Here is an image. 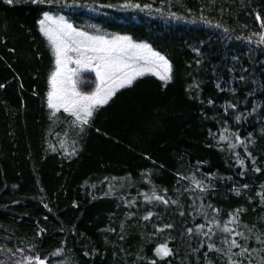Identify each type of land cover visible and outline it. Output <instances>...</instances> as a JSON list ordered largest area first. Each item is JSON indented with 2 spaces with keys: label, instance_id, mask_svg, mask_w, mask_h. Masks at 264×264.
Instances as JSON below:
<instances>
[{
  "label": "trees",
  "instance_id": "trees-1",
  "mask_svg": "<svg viewBox=\"0 0 264 264\" xmlns=\"http://www.w3.org/2000/svg\"><path fill=\"white\" fill-rule=\"evenodd\" d=\"M133 2L161 7V0ZM77 3L87 7L0 0V248L16 253L0 252V260L14 264L22 248L49 264H227L208 244L225 249L228 234L208 223L201 206L221 228L229 213L241 209L240 224L229 226L246 235L244 224L264 232L257 195L264 191V45L253 36L262 31L255 14L264 18V0H169L165 11L179 20L100 7L125 0ZM43 11L85 31L151 44L172 64L173 79L165 86L152 74L138 78L99 108L81 133L73 118L62 110L54 115L47 106L56 65L39 31ZM92 81L85 91H93ZM221 135L238 147L230 148ZM245 147L261 172L252 170ZM192 177L209 186L206 193ZM153 187L160 194L166 189V198L177 203L146 202L143 194L151 195ZM148 212L154 215L144 220ZM201 223L215 235L198 234ZM166 224L173 227L158 231ZM165 243L173 254L161 259L155 249ZM248 246L260 247L254 238ZM61 247V256L51 255Z\"/></svg>",
  "mask_w": 264,
  "mask_h": 264
},
{
  "label": "snow or ice",
  "instance_id": "snow-or-ice-1",
  "mask_svg": "<svg viewBox=\"0 0 264 264\" xmlns=\"http://www.w3.org/2000/svg\"><path fill=\"white\" fill-rule=\"evenodd\" d=\"M3 2L13 5L14 0H3ZM31 2L33 4H54L56 0H31ZM61 3L64 7H87V5L78 4L77 0H72L70 5L67 3V0H61ZM165 6H171L169 0H161V7L155 8L151 3L141 4L133 2V0H125V3L118 6L111 4L100 5V7L137 9L142 12L146 11L150 15L157 13L162 17L167 15L178 20L183 19L176 12H166ZM255 18L262 30L253 33V36H258V40L255 43L264 45V18L258 12L255 14ZM206 23L210 22L206 21ZM38 25L40 33L46 38L55 56L56 70L50 78L51 91L47 93V106L53 110L54 115L62 110L63 113L73 118L75 126L79 128L81 133L84 132L86 127L91 126L94 114L99 108L107 105L121 89L131 87L138 78L146 74H152L161 81H164L165 86L173 79L172 64L165 55L153 49L149 43H137L131 36L127 35L110 36L109 34L101 33L99 29H96L95 33L85 31L76 27L65 16H53L49 11H43L42 18L38 20ZM215 27L219 28L221 25L216 24ZM224 31L227 32L228 29L225 28ZM248 39L251 41L252 37ZM83 72L95 73L96 86L93 91L79 90L78 81ZM193 87L198 88L199 85H190L189 91ZM209 103L212 102L209 101ZM232 107L235 108L236 105H232ZM236 119L239 121L240 116H237ZM224 131L227 132L228 129L225 128ZM233 136L235 137V141H239V145H246V140L238 134L233 133ZM220 140L226 141L232 149L238 147L237 143L227 136L221 135ZM245 152L249 157H252L251 152H248L246 147ZM236 160L240 167L247 170L245 160L241 157L240 153H236ZM252 165L253 171L257 173L261 172V169L255 166L256 159L254 157H252ZM180 178L184 179L185 177ZM192 183L201 193L207 192L209 186L195 177H192ZM248 187V184L243 185L245 189ZM261 188L264 189V185H261ZM111 190L112 185H109V192ZM187 190L193 191V189ZM163 191L165 194H160L153 187L151 195L148 193L143 194L144 199L149 203L155 201L164 205L177 203L176 200L170 201L166 198V189ZM236 194L240 195L239 189L236 190ZM257 195L260 197V202L264 204V191L257 193ZM130 203H135V201ZM44 207L47 208L48 206L44 205ZM207 207L217 214L220 212V209L213 208L212 205H208ZM201 209V215L205 217L209 224L220 228L223 233L228 234L222 240V243L227 245L225 249L217 248L215 244L209 243L208 249L210 251H215L224 256L227 264H253L254 254L256 264H264V232L257 233L255 232V225L249 227L247 224H244L243 227L248 230V234L246 235L238 227L229 226L240 224L241 209H236L234 213H229V220L222 228L219 220L215 219V217L212 219L208 218L209 213L204 210L203 205ZM153 215L154 213L148 212L143 219L150 220ZM180 215H184V213L181 212ZM171 227L173 226L166 224L163 228H159L158 231ZM204 228L205 224H199L196 229L197 233L209 238L210 234L215 235L212 227H209L207 232L203 231ZM107 231L115 232L116 229L109 228ZM121 231H123V225H121ZM187 231L191 234L194 230L189 228ZM237 237H240L245 243L241 244L237 240ZM123 238V235H121L120 239ZM253 238L256 244L260 245L259 249L248 246V242ZM234 249H239V251H234ZM17 251L21 255L19 259L14 261V264H49L48 259L42 258L39 253L29 255L22 248L17 249ZM0 252L11 253L12 256L16 255L11 248H0ZM63 253L64 248L61 247L54 250L51 255L61 256ZM155 253L161 259L173 254L172 249L166 243L159 245L155 249ZM84 255L88 256L89 253L85 252ZM9 260H11V257H9ZM0 264H5V261L0 260ZM150 264H156V261L152 260ZM209 264H211V261H209Z\"/></svg>",
  "mask_w": 264,
  "mask_h": 264
},
{
  "label": "rangeland",
  "instance_id": "rangeland-1",
  "mask_svg": "<svg viewBox=\"0 0 264 264\" xmlns=\"http://www.w3.org/2000/svg\"><path fill=\"white\" fill-rule=\"evenodd\" d=\"M55 69H56V67H55ZM89 79H94V81H92L91 83H94L92 85V88H93V90L95 89V86H96L95 73H92V72H83V73H81L80 78H79V81H78V88H79V90L85 91L86 89L89 88V86L91 85L89 83ZM49 86H50V91H51L50 80H49Z\"/></svg>",
  "mask_w": 264,
  "mask_h": 264
},
{
  "label": "crops",
  "instance_id": "crops-1",
  "mask_svg": "<svg viewBox=\"0 0 264 264\" xmlns=\"http://www.w3.org/2000/svg\"><path fill=\"white\" fill-rule=\"evenodd\" d=\"M55 57V56H54ZM55 60V59H54Z\"/></svg>",
  "mask_w": 264,
  "mask_h": 264
}]
</instances>
